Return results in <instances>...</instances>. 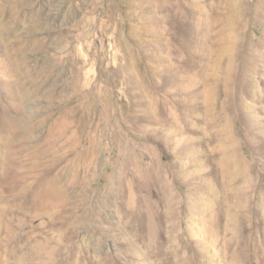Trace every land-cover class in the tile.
<instances>
[{"label":"rangeland","instance_id":"obj_1","mask_svg":"<svg viewBox=\"0 0 264 264\" xmlns=\"http://www.w3.org/2000/svg\"><path fill=\"white\" fill-rule=\"evenodd\" d=\"M263 240L264 0H0V264Z\"/></svg>","mask_w":264,"mask_h":264},{"label":"bare ground","instance_id":"obj_2","mask_svg":"<svg viewBox=\"0 0 264 264\" xmlns=\"http://www.w3.org/2000/svg\"><path fill=\"white\" fill-rule=\"evenodd\" d=\"M259 227H258V224H257V222L254 224V228H253V232L255 233L256 231H257V229H258ZM264 241V240H263ZM264 243V242H263ZM56 263V262H55Z\"/></svg>","mask_w":264,"mask_h":264}]
</instances>
